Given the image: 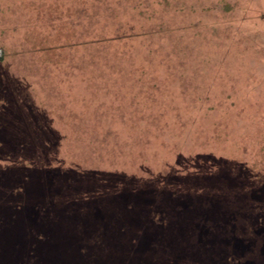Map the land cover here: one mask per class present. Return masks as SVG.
Returning a JSON list of instances; mask_svg holds the SVG:
<instances>
[{
  "label": "rangeland",
  "instance_id": "obj_1",
  "mask_svg": "<svg viewBox=\"0 0 264 264\" xmlns=\"http://www.w3.org/2000/svg\"><path fill=\"white\" fill-rule=\"evenodd\" d=\"M0 51V264H264V0H0Z\"/></svg>",
  "mask_w": 264,
  "mask_h": 264
},
{
  "label": "trees",
  "instance_id": "obj_2",
  "mask_svg": "<svg viewBox=\"0 0 264 264\" xmlns=\"http://www.w3.org/2000/svg\"><path fill=\"white\" fill-rule=\"evenodd\" d=\"M121 22V21H120ZM139 24L137 22H132V20H129L128 23L125 22V20H122L121 23H118V24H115V23H112L110 28H114L115 29V32H116V35L114 37H112L110 39V37H105L103 36L101 39H103L102 41H110V40H113V38H116V39H131V37H133L135 34H134V30L136 27H139L138 26ZM132 27V28H131ZM156 32V31H154ZM139 34L137 33L136 37L138 36ZM106 38V39H104ZM89 158V157H88ZM101 174H104L106 175V173L104 172H101Z\"/></svg>",
  "mask_w": 264,
  "mask_h": 264
},
{
  "label": "built area",
  "instance_id": "obj_3",
  "mask_svg": "<svg viewBox=\"0 0 264 264\" xmlns=\"http://www.w3.org/2000/svg\"><path fill=\"white\" fill-rule=\"evenodd\" d=\"M0 54H1V51H0Z\"/></svg>",
  "mask_w": 264,
  "mask_h": 264
}]
</instances>
